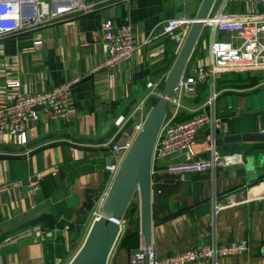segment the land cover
<instances>
[{
    "label": "crops",
    "instance_id": "0c3cea01",
    "mask_svg": "<svg viewBox=\"0 0 264 264\" xmlns=\"http://www.w3.org/2000/svg\"><path fill=\"white\" fill-rule=\"evenodd\" d=\"M85 1L96 6L0 39V105L6 102L9 81H17L21 93L70 82L65 120L38 110L36 121H24V141L0 133V187L6 186L0 189V264L69 263L113 180L115 172L104 166L117 169L123 158L110 151L111 145H130L133 127L142 123L157 98L187 31L182 28L144 43L151 28L167 20L163 15L169 0ZM114 5L113 18H105L104 11ZM248 8V0L224 3L225 13ZM103 19L130 26L136 49L128 61L102 66L98 27ZM208 37L209 30L202 27L180 77H195L199 67L205 78L196 81L193 93L180 94L177 106L168 102L165 116L179 122L192 113L211 112L215 151L220 156L240 153L241 163L169 173L164 167L181 161L183 152L151 159L148 246L162 255L202 243L246 240L244 252L219 258L216 264H264V142H222L227 135L264 133V103L247 107L241 97H252L264 86V72L206 70ZM34 40H39L38 48L32 47ZM211 91L215 95L208 105ZM231 92L238 95L236 105L222 97ZM119 117L122 120L114 124ZM210 134V124L197 131L196 158L209 157ZM17 180L22 184H14ZM134 217L121 228L105 264H127L129 254L143 245L138 203ZM36 230L50 232V237L40 238ZM122 233L133 236L130 244H120Z\"/></svg>",
    "mask_w": 264,
    "mask_h": 264
},
{
    "label": "built area",
    "instance_id": "2783aa9c",
    "mask_svg": "<svg viewBox=\"0 0 264 264\" xmlns=\"http://www.w3.org/2000/svg\"><path fill=\"white\" fill-rule=\"evenodd\" d=\"M249 8L243 13H225L224 3L212 11L202 22L203 27L209 30V42L205 51L204 61L207 69L218 74L231 71L264 72V0H248ZM96 5L85 0H0V39L21 30H28L44 23L62 19L67 15L86 13ZM190 19L185 17L163 20L155 24L144 43L152 38L171 36L175 31L184 28L187 30ZM99 43L103 54L102 66L112 67L128 61L136 49L132 40L131 28L127 23L116 26L110 19H103L99 24ZM223 33L225 37H216ZM33 48H38L39 40L31 42ZM203 68L197 70L195 77H185L178 80L173 89L176 98H171L177 106L180 94L193 93L196 81H202L206 73ZM5 100L0 105V133L16 136L24 141V121H36L38 110H43L51 117L65 120L68 112L67 94L70 82L55 86L39 93H21L17 81H9L6 85ZM152 88V83H146ZM213 91L210 92L208 105L212 104ZM122 120L119 117L114 124ZM212 113H192L187 119L174 122L170 117L164 116L152 149L151 159L161 158L174 152H183L181 161L169 164L164 171L169 173L202 172L213 170L216 167L234 166L241 163V154L232 153L220 156L215 151L213 135ZM210 124L211 137L208 140L209 157L198 159L193 150L197 131L204 125ZM141 123L134 125V134L140 129ZM128 144H113L110 151L123 156ZM104 170L114 173L116 167L109 164ZM29 181V178L26 179ZM17 186L21 180L14 182ZM6 186L0 187L3 189ZM33 189L35 187L33 186ZM102 202V201H101ZM101 204V203H100ZM120 233L124 226L121 218L118 223ZM40 238L50 237V232L35 231ZM118 235V236H119ZM246 240L228 242L226 244L202 243L190 246L179 252L170 254H156L150 247L141 243L129 254L127 264H189L195 261H207L216 264L219 258L237 255L246 250Z\"/></svg>",
    "mask_w": 264,
    "mask_h": 264
},
{
    "label": "water",
    "instance_id": "95a60500",
    "mask_svg": "<svg viewBox=\"0 0 264 264\" xmlns=\"http://www.w3.org/2000/svg\"><path fill=\"white\" fill-rule=\"evenodd\" d=\"M215 0H169L171 6L165 11V19L185 17L191 20L180 48L171 64L157 93L155 103L147 111L140 129L134 135L128 149L117 167L113 180L103 197L100 210L83 240L82 245L68 264H105L107 255L116 241L120 229L118 223L122 218L132 196L137 195L140 235L143 246L149 243L150 226V162L153 145L160 124L165 116L166 106L171 99V93L181 77L185 63L203 27ZM120 8V6H118ZM106 9L105 18H113ZM256 106L264 97L255 93L252 97ZM260 100V101H259ZM224 144L264 142L263 132L242 133L222 137Z\"/></svg>",
    "mask_w": 264,
    "mask_h": 264
},
{
    "label": "trees",
    "instance_id": "16d2710c",
    "mask_svg": "<svg viewBox=\"0 0 264 264\" xmlns=\"http://www.w3.org/2000/svg\"><path fill=\"white\" fill-rule=\"evenodd\" d=\"M155 101H156V98L152 100V105L155 103ZM136 211H137V202L131 199L122 216V219L124 220V226H127L133 223V221H135L134 216L136 214ZM131 239H133V236L128 237V235L122 233V236H120L118 240L120 244L128 245L130 244Z\"/></svg>",
    "mask_w": 264,
    "mask_h": 264
},
{
    "label": "rangeland",
    "instance_id": "374dc122",
    "mask_svg": "<svg viewBox=\"0 0 264 264\" xmlns=\"http://www.w3.org/2000/svg\"><path fill=\"white\" fill-rule=\"evenodd\" d=\"M218 1L219 0H216L215 1V6H214V10L213 11H215L216 8L219 6V5L217 6V2ZM260 77H261V79L262 78L264 79V76H260ZM255 80H256V78H255ZM256 93H258L259 95H261V98H263L264 97V86L263 87H260L259 90L256 91ZM237 96L238 95L236 93L231 92V93H228V94H226V95H224L222 97H225V99L230 100L234 105H236L237 104V101H238L237 100ZM241 97L245 99L246 105L247 104H250L252 102L251 101L252 100L251 95H249V96L242 95ZM167 106H169V104ZM131 199H133V201H136L137 202V195L134 194ZM99 204H100V202L98 203L97 207L95 208V210L93 212V217H96L97 214L99 213V210H100Z\"/></svg>",
    "mask_w": 264,
    "mask_h": 264
}]
</instances>
